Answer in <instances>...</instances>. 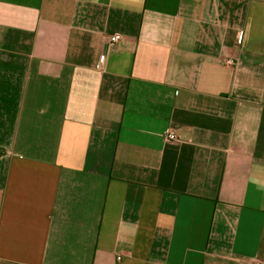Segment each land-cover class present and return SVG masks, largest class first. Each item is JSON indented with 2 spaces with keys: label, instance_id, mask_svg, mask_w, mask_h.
<instances>
[{
  "label": "crops",
  "instance_id": "crops-1",
  "mask_svg": "<svg viewBox=\"0 0 264 264\" xmlns=\"http://www.w3.org/2000/svg\"><path fill=\"white\" fill-rule=\"evenodd\" d=\"M259 262L264 0H0V264Z\"/></svg>",
  "mask_w": 264,
  "mask_h": 264
},
{
  "label": "built area",
  "instance_id": "built-area-1",
  "mask_svg": "<svg viewBox=\"0 0 264 264\" xmlns=\"http://www.w3.org/2000/svg\"><path fill=\"white\" fill-rule=\"evenodd\" d=\"M121 40V35L120 34H115V35H113L112 37H111V41H112V43H116V42H118V41H120ZM230 63H233V61H229ZM169 138L170 139H176L177 138V136H176V134L173 132V133H171V134H169ZM256 264H263V263H256Z\"/></svg>",
  "mask_w": 264,
  "mask_h": 264
}]
</instances>
